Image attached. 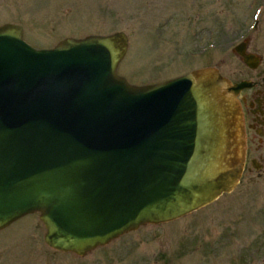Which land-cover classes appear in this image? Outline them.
<instances>
[{
    "label": "water",
    "instance_id": "water-1",
    "mask_svg": "<svg viewBox=\"0 0 264 264\" xmlns=\"http://www.w3.org/2000/svg\"><path fill=\"white\" fill-rule=\"evenodd\" d=\"M22 37L0 26V231L37 213L45 244L82 258L234 189L242 144L228 95L243 84L204 69L129 85L123 32L51 50Z\"/></svg>",
    "mask_w": 264,
    "mask_h": 264
},
{
    "label": "rangeland",
    "instance_id": "rangeland-1",
    "mask_svg": "<svg viewBox=\"0 0 264 264\" xmlns=\"http://www.w3.org/2000/svg\"><path fill=\"white\" fill-rule=\"evenodd\" d=\"M207 2L193 1L208 8L201 26L203 30L217 27L219 50L203 55L200 48L211 42L210 34H199L202 29L192 32L196 29L194 23L170 16L167 7H182V0H0V26H21L23 39L35 49L53 48L67 38L123 32L128 37V50L117 75L136 87L158 84L202 68L206 65L202 56L208 54H212L209 63L217 62L225 75L237 73L242 67L232 56V47L246 37H264V0ZM184 7L188 16L193 15L190 6ZM191 32L194 36L189 35ZM236 190H247L250 197L247 193L238 195L237 191L223 195L195 213L141 227L82 258L48 248L38 214L27 215L0 231V264H216V259H223L222 251L234 248L236 242L230 246L229 235L214 233L215 227L235 222L233 232L237 238L244 240L256 234L264 237V180L242 182ZM196 231L202 234L200 244L186 241L188 248L183 258H172L170 254H181L182 239L192 240ZM159 256L161 260L157 262ZM251 261L264 264V254Z\"/></svg>",
    "mask_w": 264,
    "mask_h": 264
},
{
    "label": "flooded vegetation",
    "instance_id": "flooded-vegetation-1",
    "mask_svg": "<svg viewBox=\"0 0 264 264\" xmlns=\"http://www.w3.org/2000/svg\"><path fill=\"white\" fill-rule=\"evenodd\" d=\"M184 1L185 0H182V7L175 4L167 7L170 11V16L172 15V17L184 18L185 20L194 23L196 29L192 32L198 33V31L202 29L199 34H202L203 32L208 33V35L210 34L209 36L212 37L211 42L205 45V47L202 46L200 48L202 55L203 53L213 51L214 49L219 50V34L217 27L213 26L209 29L204 26L205 29L203 30V26H201V21H203L204 18V10H208V8L203 5L204 3L201 5H195L193 3L195 0H192L189 4ZM207 4H209V0ZM184 5L190 6L189 11L193 12V15L188 16V14L185 13L187 12V9ZM183 32L184 35L187 36L188 31L184 30ZM192 32L189 35L194 36ZM236 45L238 46V51L243 53V56L236 54ZM236 45L232 47V56L238 61V63H240L242 69L237 73H234L233 71V73L228 76L220 70L217 62L212 64L209 63V55L212 54L202 56L206 59V65L202 68H212L217 71V74H220L226 80L228 86H235L239 84L244 85V87L236 94L233 93V95L228 96L232 99L234 105H236L235 107H237L239 111L238 117L241 122L240 134L243 163L238 183L235 189L228 194L236 192V188L242 182L255 183L258 180H264V37L260 35L254 37V39L246 37L243 41H240ZM202 57L200 56L198 59H201ZM229 91L231 92V90ZM242 193H247L250 197L247 190L239 191L238 195ZM219 223L220 222L216 224ZM235 224V222H225L223 223L224 227H215V230H211H214V233L217 232L219 234L227 233L229 235V240L232 241L230 246L236 242L234 248L230 247L229 251H222L224 254L222 257L223 259L220 262L218 261L219 259H216V264H252L251 260H255L259 257L261 258L264 254V237H262L261 234H256L253 238H248L247 236L243 238L244 240L237 238L233 232ZM195 233H197V235H195L192 240L186 238L182 239L181 254L178 256L170 254L172 258H183L188 248L186 241H190L198 245L200 244L199 242H201L202 238L200 237H202V234L197 231ZM217 240L218 242L222 241V239L219 238H217ZM208 255L209 254L207 253V256ZM160 260L161 257L157 260V262H160Z\"/></svg>",
    "mask_w": 264,
    "mask_h": 264
}]
</instances>
